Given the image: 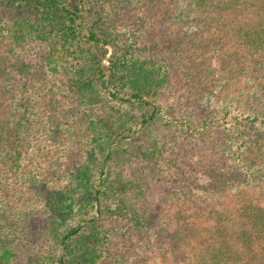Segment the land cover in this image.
Returning a JSON list of instances; mask_svg holds the SVG:
<instances>
[{"label":"trees","instance_id":"obj_1","mask_svg":"<svg viewBox=\"0 0 264 264\" xmlns=\"http://www.w3.org/2000/svg\"><path fill=\"white\" fill-rule=\"evenodd\" d=\"M141 1L0 0V264H21L39 210L54 248L32 264H102L113 238L109 226L118 220L128 222L129 235L148 232L152 215L139 206L144 185L128 180L123 167L137 155L162 158L157 129L203 136L222 129L245 143L233 153L235 168L250 174L264 167V152L256 157L246 137L247 127H264V0H182L186 72L252 82L217 101L222 111L214 119L192 124L160 104L169 66L136 33L113 24ZM252 185H226L234 235L221 213L202 238L181 235L188 231L182 223L184 231L168 235L165 248L139 251L137 264L161 252L176 255L192 240L199 245L185 264H264V205ZM195 200L206 206L212 197L202 192Z\"/></svg>","mask_w":264,"mask_h":264},{"label":"rangeland","instance_id":"obj_2","mask_svg":"<svg viewBox=\"0 0 264 264\" xmlns=\"http://www.w3.org/2000/svg\"><path fill=\"white\" fill-rule=\"evenodd\" d=\"M181 4L182 0H142L139 9L126 8L115 16L113 24L121 31L136 33L141 46H146L149 53L169 66L171 79L160 95V104L181 121L192 124L214 119L222 111L217 101L223 103L225 96L237 95L252 82L247 76L227 82L224 79L226 73L215 80L209 75L186 72L183 65L186 66L189 61L185 60V63L181 55L186 32L179 15ZM211 35V32H207L204 37ZM213 63L216 66L218 62L214 60ZM260 95V99H264V90ZM254 98H250L246 104L250 103V107L254 105ZM157 131L162 144V158L148 162L137 155L123 167L128 180L144 185L145 197L139 206L152 215V227L142 236H132L124 229L128 225L126 220H118L110 225L113 238L109 245V257L102 264H137L139 251L153 245L165 248L168 235L181 229L182 223L188 231H184L183 227L181 235H189L190 239L192 235L202 238L208 235L207 229L216 225L220 213L226 217L225 227L229 235H234L236 227L234 216L230 213L235 203L231 201L232 198H226L228 183L245 181L250 186L253 184L255 201L264 205V167L259 164L260 167H252L250 174L234 167L233 153L245 143L241 144L240 140L226 135L219 128L210 136L198 133L190 135L176 127ZM246 137L249 145L256 147V157H260V153L264 152V127H247ZM146 141L145 137L135 144L144 145ZM246 148L249 149V146ZM202 192L212 197L206 206L195 200ZM179 195L188 196L184 199L186 203L183 199L175 198ZM220 195H224L222 201L216 199ZM41 212L39 210L33 217V234L25 244L21 264H32L38 256L46 255L54 248L50 237L42 230L47 223ZM192 241L190 248L182 244L176 255L161 252L141 264H185L192 255L190 249L199 245V240Z\"/></svg>","mask_w":264,"mask_h":264}]
</instances>
